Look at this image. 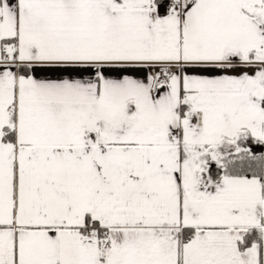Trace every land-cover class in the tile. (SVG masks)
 I'll use <instances>...</instances> for the list:
<instances>
[{
	"label": "snow or ice",
	"instance_id": "snow-or-ice-1",
	"mask_svg": "<svg viewBox=\"0 0 264 264\" xmlns=\"http://www.w3.org/2000/svg\"><path fill=\"white\" fill-rule=\"evenodd\" d=\"M0 264H264V0H0Z\"/></svg>",
	"mask_w": 264,
	"mask_h": 264
}]
</instances>
